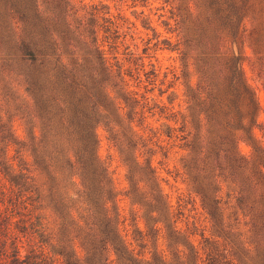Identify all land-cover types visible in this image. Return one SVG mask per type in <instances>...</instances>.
<instances>
[{
	"label": "trees",
	"instance_id": "obj_1",
	"mask_svg": "<svg viewBox=\"0 0 264 264\" xmlns=\"http://www.w3.org/2000/svg\"><path fill=\"white\" fill-rule=\"evenodd\" d=\"M32 1L39 19L55 17L40 0ZM64 1L67 9L70 3ZM179 1L175 50L198 80L187 88V112L176 121L179 128L171 130L184 141V175L212 229L210 237L201 234V251L168 224L173 207L158 183L151 151L145 167L129 163L128 195L146 208V232L136 228L130 242L124 235L126 220L97 151L96 125L115 102L108 91L113 76L108 56L121 38L119 26L112 39L105 26L99 66L93 68L84 63L86 57L72 65L60 53H48L35 32L17 40L22 60L42 66L45 79L54 76L68 84L76 104L59 146L48 137L50 143L28 147L0 113V264H264V147L255 148L250 159L239 150L241 135L258 126L259 103L243 71L242 53L231 49L248 33L264 85V0ZM54 57L58 66L52 67ZM114 59L115 78L127 86L130 71L123 73V64ZM89 81L99 83L96 95L82 89ZM26 84L31 92L27 79ZM123 96L125 108L137 104L130 92ZM134 116L127 114L130 121ZM167 136L172 139V132ZM142 172L147 181L141 180ZM162 232L167 254L150 250Z\"/></svg>",
	"mask_w": 264,
	"mask_h": 264
},
{
	"label": "rangeland",
	"instance_id": "obj_2",
	"mask_svg": "<svg viewBox=\"0 0 264 264\" xmlns=\"http://www.w3.org/2000/svg\"><path fill=\"white\" fill-rule=\"evenodd\" d=\"M40 1L54 18L39 19L32 0H0V113L5 123L12 125L28 147L34 143L44 146L50 143L48 137L54 138L59 146L60 139L67 137V122L75 111L76 98L69 92L68 84L54 76L45 79L42 66H31L22 60L17 49L20 37L35 32L44 39L48 53L57 56L60 53L63 61L72 65H76V58L86 57L84 63L93 68L99 66L98 48L106 36L104 27L111 28L108 35L112 39L119 26V48L108 56L113 66L108 91L115 102L104 108L96 133L98 156L108 168L117 206L126 220L124 235L130 242L136 228L146 232V208L135 202L136 196L128 195L131 190L129 163L138 161L145 167L151 151L156 153L152 165L157 169L158 183L173 207L174 218L168 224H173L184 239L201 251V234L210 237L212 229L184 175L182 158L187 153L184 141L176 138L181 135L179 132L171 130L179 128L180 122L176 121H181L188 107L187 88L198 80L193 66L184 67L180 53L175 50L178 32L174 14L180 1L66 0L70 3L67 9L63 0ZM23 17L26 26L21 22ZM104 19L112 24L105 23ZM80 24L82 27L78 28ZM231 49L242 53L243 71L259 103L258 126L253 130L248 127L239 141L241 154L250 159L255 148L264 147V85L248 33L233 43ZM116 56L123 64V73L130 71V76H125L127 86L115 78ZM189 62L192 64L193 60ZM55 66H58L56 57L52 67ZM26 79L31 92L26 90ZM98 84L89 81L82 89L96 95ZM124 91L130 92L137 104L130 103L125 108ZM95 104L100 107L101 103ZM130 111L135 112L133 121L127 117ZM170 132L172 139L167 136ZM140 178L147 181L143 172ZM156 240L157 247L151 242L150 250L167 254L165 232L159 233Z\"/></svg>",
	"mask_w": 264,
	"mask_h": 264
}]
</instances>
